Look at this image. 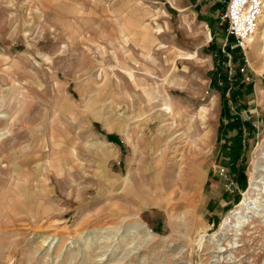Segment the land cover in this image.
<instances>
[{"label": "rangeland", "instance_id": "rangeland-1", "mask_svg": "<svg viewBox=\"0 0 264 264\" xmlns=\"http://www.w3.org/2000/svg\"><path fill=\"white\" fill-rule=\"evenodd\" d=\"M226 2L0 0V264H264V217L221 229L264 177V14L240 45ZM203 107L200 175L158 172Z\"/></svg>", "mask_w": 264, "mask_h": 264}, {"label": "bare ground", "instance_id": "bare-ground-1", "mask_svg": "<svg viewBox=\"0 0 264 264\" xmlns=\"http://www.w3.org/2000/svg\"><path fill=\"white\" fill-rule=\"evenodd\" d=\"M253 39V36L252 37H248L246 40L247 41H251ZM181 56V55H180ZM127 75L130 77V79H134V72L133 71H130V70H127L126 71ZM133 82H135V80H133ZM169 97V96H168ZM173 103V102H171ZM172 105L170 104H166L164 105V107L162 108L163 109V113H165L166 115L167 114H171L173 115V111H172V108H171ZM211 107V106H210ZM211 111L209 109H207L206 107H203L202 110H201V113L199 114V118L201 119L200 122L198 123V125L196 124V133L190 135L189 137H187L186 133H182L180 131V133H176L174 134L173 138H178V140H176V147L175 148V151L173 152L172 150V156L170 155V150L171 147L170 146H167L165 148H163L161 150V155L158 157V163H160L159 165V168H158V172H162L164 174V171H166L165 173L169 172L170 173V177L171 179L174 178L176 179V177L178 179L180 178H183L184 176H188L187 179L188 181L192 180L195 176H199L200 175V172H199V168L198 167H201L203 165V160L202 159H199L198 154H200L201 152H198V150L194 149L195 145H197V142H195L196 138L199 137L200 135L202 134H198V130L201 131V130H205V126L201 127L200 125L204 122H207L208 118H209V115ZM169 116V115H168ZM175 116V115H174ZM173 118V117H172ZM196 118V117H195ZM195 118H191V123H189L188 127H187V130L189 132H191L190 130L192 128H195L193 127V123H195L194 119ZM181 119V118H180ZM183 119V118H182ZM185 120V119H184ZM172 122V121H171ZM174 124V122H173ZM176 125V124H175ZM210 125V124H209ZM170 126V125H168ZM150 128V127H148ZM171 128V127H170ZM173 129V128H172ZM175 129V128H174ZM173 129V130H174ZM181 129V128H180ZM166 130V128H165ZM164 130V132H165ZM183 130V129H181ZM184 131V130H183ZM169 132V130H168ZM174 132V131H173ZM177 132V130H176ZM172 135V134H171ZM207 134H203V138H206ZM200 138V137H199ZM173 139V140H174ZM191 139V140H190ZM207 139V138H206ZM165 140V139H164ZM171 140H172V137H171ZM204 140V139H202ZM152 141V140H151ZM170 141V140H168ZM175 141V140H174ZM163 143V140L162 142ZM170 143V142H168ZM204 143V141L202 142ZM164 144V143H163ZM162 144V146H163ZM172 144V143H171ZM170 144V145H171ZM166 145V144H165ZM175 145V144H174ZM158 146V145H157ZM160 146V147H162ZM200 146V145H199ZM153 147V146H152ZM155 147V146H154ZM159 147V149H160ZM147 148V147H146ZM156 148V147H155ZM154 148V149H155ZM196 148V147H195ZM157 149V148H156ZM201 150V148H199ZM202 151V150H201ZM148 153V149L146 151ZM264 154V153H263ZM198 157V160L197 157ZM262 156V155H261ZM195 157V160L193 161V158ZM170 159L171 160H174L175 164L173 165H169V163L171 162H167L163 167H160L163 165V160H164V163ZM93 161V160H92ZM195 161H197L196 163H198L196 166L193 164V162L195 163ZM259 166L261 167H264V157L263 159H261L259 161V164H258V161H256L255 165H254V169L256 170V168ZM178 166V169L175 171V167ZM259 168V167H258ZM262 169V168H261ZM264 169V168H263ZM259 169L256 170V173H255V177H257L258 179H254V182L251 184V187L245 192V197L244 199H242L239 203H237V205L234 207V209L225 217L224 221H223V224L221 226V229H224L226 228L227 226H230L231 223H237L238 225H240V227H243V225L245 224H248L250 222H254V221H257L258 219L264 217V177L261 176V174L258 172ZM175 171V172H173ZM162 174V175H163ZM263 175V174H262ZM163 176H166V175H163ZM168 176L169 174L167 175V179L165 180H168ZM253 176V177H254ZM161 177V176H159ZM181 180V179H180ZM164 181V180H163ZM170 181V180H169ZM182 181V180H181ZM167 182V181H166ZM173 182V180L171 181ZM168 185H169V182H167ZM164 184V183H163ZM177 184V183H176ZM148 185V184H147ZM149 186V185H148ZM173 186V184H172ZM170 185V187H172ZM175 186V185H174ZM193 187V186H192ZM151 188V187H150ZM166 188V186H165ZM181 188V187H180ZM179 188V189H180ZM187 188V187H186ZM185 188V189H186ZM158 189V187L156 188ZM168 189V188H167ZM171 189V188H170ZM176 189V188H175ZM178 189V187H177ZM201 188L199 187H195L194 188V191L193 193H191V195H194L196 193L195 196H197V193H198V199H196V201H198L199 203L202 202V199H201ZM161 190V189H160ZM169 190V189H168ZM174 190V189H173ZM171 189V191H173ZM189 190V188H188ZM167 191V190H166ZM187 191V190H186ZM153 192V191H152ZM156 192V191H155ZM170 192V190H169ZM180 192V190H179ZM182 192V191H181ZM184 192V190H183ZM157 193V192H156ZM164 193V192H163ZM175 193V192H174ZM169 194V193H168ZM186 194V193H185ZM183 194V195H185ZM188 194V192H187ZM180 195H182L180 193ZM179 195V196H180ZM167 196V195H165ZM181 197V196H180ZM193 197V196H192ZM168 199H170L168 197ZM184 199V198H183ZM190 200V198H189ZM170 201V200H169ZM192 201H195V200H192ZM195 201V202H196ZM162 202V201H161ZM166 202V201H165ZM188 202V201H187ZM186 202V203H187ZM189 203H192V202H189ZM254 216H256L254 218Z\"/></svg>", "mask_w": 264, "mask_h": 264}, {"label": "built area", "instance_id": "built-area-1", "mask_svg": "<svg viewBox=\"0 0 264 264\" xmlns=\"http://www.w3.org/2000/svg\"><path fill=\"white\" fill-rule=\"evenodd\" d=\"M263 14L264 0H227L221 19L227 22L228 34L243 45L255 34Z\"/></svg>", "mask_w": 264, "mask_h": 264}, {"label": "trees", "instance_id": "trees-1", "mask_svg": "<svg viewBox=\"0 0 264 264\" xmlns=\"http://www.w3.org/2000/svg\"><path fill=\"white\" fill-rule=\"evenodd\" d=\"M219 6H221V4H219L217 7H219ZM222 24H225V26H227V22L226 21L222 22ZM231 38L232 37L230 36L229 39H231ZM227 46H229V45H227ZM228 49H229V47H228ZM228 51H230L232 53V58H233L234 61H237V60L240 59V64H242L244 62L243 56L241 55V50H239V48H236V49H233V50L229 49ZM237 55H239V57ZM242 68L244 70V67H242Z\"/></svg>", "mask_w": 264, "mask_h": 264}]
</instances>
